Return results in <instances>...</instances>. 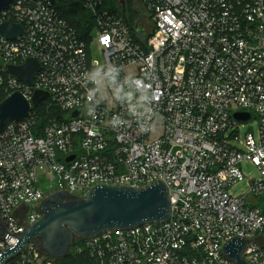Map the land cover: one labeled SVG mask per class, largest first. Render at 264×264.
<instances>
[{
	"label": "built area",
	"instance_id": "built-area-1",
	"mask_svg": "<svg viewBox=\"0 0 264 264\" xmlns=\"http://www.w3.org/2000/svg\"><path fill=\"white\" fill-rule=\"evenodd\" d=\"M108 1L81 0L102 62L54 0H12L0 12V23L23 30L0 34V95L30 99L42 90L59 113L36 129L30 112L0 132V254L40 219L51 192L161 181L167 221L105 230L69 250L86 252L89 264H231L223 245L238 236L242 257L264 264V0H132L138 29L149 34L142 43ZM27 58L39 64L30 84L6 69ZM254 114L256 133L240 139V124ZM243 160L258 176L231 196L228 188L244 180ZM44 167L46 191L38 184ZM4 264L61 263L28 242Z\"/></svg>",
	"mask_w": 264,
	"mask_h": 264
},
{
	"label": "water",
	"instance_id": "water-1",
	"mask_svg": "<svg viewBox=\"0 0 264 264\" xmlns=\"http://www.w3.org/2000/svg\"><path fill=\"white\" fill-rule=\"evenodd\" d=\"M12 0H0V12ZM125 12V0H119ZM22 28L11 20L0 23V34L13 39L22 35ZM7 72L25 84H30L39 64L27 58L21 65L6 64ZM48 98L42 90L34 91L27 99L20 91H13L0 101V132L9 121L26 117L33 106ZM80 114L75 111L71 117ZM237 120H247L248 113H235ZM70 156L67 160L72 159ZM41 217L27 225L18 235L12 248L0 254V264L18 255L28 242H34L48 257L63 258L76 239H87L102 231L128 229L149 222L167 221L171 214V200L166 185L154 181L146 186L98 184L85 195H71L67 191L49 193L38 205ZM246 240L235 236L223 245V253L231 264H249L243 257Z\"/></svg>",
	"mask_w": 264,
	"mask_h": 264
},
{
	"label": "trees",
	"instance_id": "trees-1",
	"mask_svg": "<svg viewBox=\"0 0 264 264\" xmlns=\"http://www.w3.org/2000/svg\"><path fill=\"white\" fill-rule=\"evenodd\" d=\"M56 9L61 17L66 19L71 23L77 30L81 39L89 41V35L94 29L93 19L90 14L82 5L81 0H54ZM112 7V6H111ZM115 12L121 13V6L116 1L112 7ZM134 7L132 6V0H125V13L124 21L129 27L132 35L137 42L142 43L144 40L143 35H149L148 33L140 35V30L138 29L140 19ZM1 64V63H0ZM5 97V94L0 95V101ZM31 112L36 115L37 127L39 129L43 124L47 123L53 115H58L57 107L52 105L49 100L38 103L33 106ZM79 242V240H76ZM86 252L74 253L70 249L69 252L61 259L59 262L61 264H89V258Z\"/></svg>",
	"mask_w": 264,
	"mask_h": 264
},
{
	"label": "rangeland",
	"instance_id": "rangeland-1",
	"mask_svg": "<svg viewBox=\"0 0 264 264\" xmlns=\"http://www.w3.org/2000/svg\"><path fill=\"white\" fill-rule=\"evenodd\" d=\"M115 2H116V0H109L108 5L111 4V6L113 7ZM136 12L139 13L140 11L136 10ZM141 25L142 24L140 23V28H141ZM143 32H144V30L142 32L140 31L139 32L140 35H142ZM88 42H89V55H90L91 59L94 61L102 62V59H103L102 58V52H101L100 47L98 46V44L96 42V31L94 29L91 31V33L89 35V41ZM0 63H1V60H0ZM258 123H259V120H258V117L256 114L253 115V118L251 120L247 121L246 123H241L239 126V132H238L240 139L244 138V134L247 131H250L253 134H255L257 127H258ZM149 137H150V135H149ZM231 143L233 145H236L235 142H231ZM240 166H241V169L244 173V180L237 182L236 184H234L228 188V193L231 196H238V195L247 193L248 188H249L250 179L252 177L258 176V170L251 162H249L247 160H243L241 162ZM38 170H39L38 175L43 176L39 180V183H38L39 187L41 189H43L44 191H46L48 188V185L50 183V181L47 179L49 171L46 167H44L41 170L40 169H38ZM247 203L251 206V203L249 200L247 201Z\"/></svg>",
	"mask_w": 264,
	"mask_h": 264
},
{
	"label": "clouds",
	"instance_id": "clouds-1",
	"mask_svg": "<svg viewBox=\"0 0 264 264\" xmlns=\"http://www.w3.org/2000/svg\"><path fill=\"white\" fill-rule=\"evenodd\" d=\"M95 75H96V76H98V75H99V70H98V69H97V71H96Z\"/></svg>",
	"mask_w": 264,
	"mask_h": 264
}]
</instances>
